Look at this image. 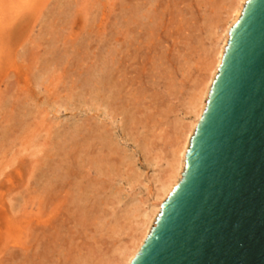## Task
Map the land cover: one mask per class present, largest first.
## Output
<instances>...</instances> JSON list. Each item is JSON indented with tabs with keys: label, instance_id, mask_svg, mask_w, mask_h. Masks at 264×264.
Listing matches in <instances>:
<instances>
[{
	"label": "rangeland",
	"instance_id": "obj_1",
	"mask_svg": "<svg viewBox=\"0 0 264 264\" xmlns=\"http://www.w3.org/2000/svg\"><path fill=\"white\" fill-rule=\"evenodd\" d=\"M145 2L0 0V264H102L121 212L149 206L158 169L125 135L120 111H131L135 135L166 153L176 124L189 119V90L205 74L209 24L228 0H154L151 29ZM103 127L137 182L113 176L105 193L93 188L99 196L80 200L78 191L98 179L87 162ZM70 135L90 148L58 151L54 144ZM61 159L79 178L50 200L46 173Z\"/></svg>",
	"mask_w": 264,
	"mask_h": 264
},
{
	"label": "water",
	"instance_id": "obj_2",
	"mask_svg": "<svg viewBox=\"0 0 264 264\" xmlns=\"http://www.w3.org/2000/svg\"><path fill=\"white\" fill-rule=\"evenodd\" d=\"M130 264H264V0H246L180 181Z\"/></svg>",
	"mask_w": 264,
	"mask_h": 264
},
{
	"label": "bare ground",
	"instance_id": "obj_3",
	"mask_svg": "<svg viewBox=\"0 0 264 264\" xmlns=\"http://www.w3.org/2000/svg\"><path fill=\"white\" fill-rule=\"evenodd\" d=\"M144 1H146V6H148L145 9V13L143 15L141 14V16L144 20L147 19V25H149V28L151 29L154 23L153 21L156 18L154 3L152 2L154 0ZM226 1L227 0H222V2ZM245 2L246 0H228L227 4L221 7L224 9V12L218 11L216 17L213 18L209 24L208 29L210 32L211 46L209 48V60L206 64L205 74L189 90V94L184 101L185 114L189 116V119L186 121H179L176 124L172 134L169 136L170 140L168 142L166 153L160 151V148L154 150L150 146L146 137L142 136L141 133L135 135L134 128H132L135 118L131 115V111H128L127 109L120 111V114L123 113V117H121V119H123H120L122 125L120 126H122L123 130L127 133L123 132L126 133L125 135H128L136 144L138 150L143 156V160L145 162L153 163L158 170L156 169L157 173L155 172L150 180L152 186L150 191L151 202L149 206L143 208L142 205L131 203L121 212L118 219L115 220L114 218L115 221L113 220L114 222L111 225V234L117 240L113 241L114 244L112 247L111 259L104 260L102 264H130L155 224V219L160 212L161 204L167 199L174 186L180 181L185 166V157L189 148L190 139L205 108L212 81L218 72V66L220 65L227 45L229 30L241 15ZM145 3L143 4L144 6ZM139 6L138 3V7H134L133 10L140 9ZM140 12H138V14ZM104 81L105 79L103 77H99L97 79V84H104ZM115 84L116 82L111 86L109 82V87H115ZM100 88L101 86L97 85L98 91ZM116 93L117 90H113L109 97L112 99ZM141 124L143 125V123ZM101 130L102 131L99 135L96 136L97 143H92L91 148L93 149V154L88 156L89 162H87L88 170L93 167L96 169L98 179L93 177L91 181H88L87 192L82 190L78 191V199L80 200H88L90 198L94 200L95 198H89V194L94 193V190H96L93 188L98 187L101 189V193H105L107 187L111 188V184L109 183L112 181L113 176L116 178L127 175L129 186L134 184V182H137V175L132 169H128L129 164H126L124 159L120 157V150L117 149L116 144L111 140L110 136H108L106 128L103 127ZM68 138L70 139L56 142L54 147L58 151H62V149L65 150L69 147L71 152L78 150L79 148L84 149L85 147L86 152V150L90 148L91 144L87 143L88 139H85L80 144L77 140H74V135H70ZM89 139H91V136ZM76 153H79V150ZM96 153L97 156L93 159L92 155H95ZM67 155L69 156L70 153ZM68 160L72 161V158L70 157ZM60 162L59 165L53 164L50 166L46 173V175L49 173L47 187L50 189L48 190L50 195L47 198H50V200L55 196V198L60 197L65 188L73 184L71 180L73 179L76 181L79 178V171L73 162H70L68 165L64 159H61ZM99 175L102 176L101 179L99 178ZM68 178L70 179L66 182V179ZM74 186L80 188V183H74ZM70 188L72 187L70 186ZM115 192L110 194L112 198L116 197ZM95 194H97V196L100 195L98 189L95 191ZM109 198L110 196H108V198L104 197V199H100L107 200ZM139 203L142 204L143 202ZM121 237H124V239L121 240Z\"/></svg>",
	"mask_w": 264,
	"mask_h": 264
}]
</instances>
